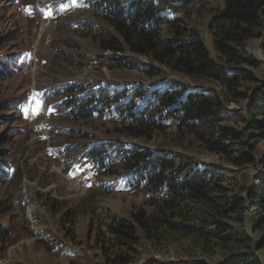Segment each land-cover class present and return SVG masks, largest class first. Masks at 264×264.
<instances>
[{
  "label": "trees",
  "instance_id": "obj_1",
  "mask_svg": "<svg viewBox=\"0 0 264 264\" xmlns=\"http://www.w3.org/2000/svg\"><path fill=\"white\" fill-rule=\"evenodd\" d=\"M205 2L96 0L94 6H100L109 25L100 27L104 32L96 41L103 51L148 57L173 73L222 88L223 97L212 87L191 89L170 79L164 90H151V99L128 113L127 135L164 131V120L153 113L154 105L161 103L169 107L162 118L175 116L178 128H186L179 146L200 143L206 152L236 168L252 166L258 174L228 180L221 167L195 163L186 153L115 142L92 146L82 158L92 159L108 174L116 172L114 165L127 169L131 183L146 191L150 205L130 217L115 215L108 223L110 246L103 248L108 264H130L142 239L160 247L184 242L188 254L202 257L184 264H212L210 260L220 254L224 259L215 264H264V62L249 50L250 42L260 39L264 56V0H219L211 6ZM32 10L38 13L36 7ZM109 59L119 65L126 57ZM9 70V59L0 50V80L11 76ZM107 90L60 84L46 89L45 98H54L56 109L68 108L67 115L89 119L109 101ZM115 94L122 96L120 91ZM231 102L240 107L234 113L228 109ZM21 103L11 99L7 109L19 110ZM5 122L1 119L0 125ZM4 129L0 187L15 173L10 150L16 129ZM10 202L0 197V219L11 211ZM8 232L0 223V246ZM146 264L179 263L152 259Z\"/></svg>",
  "mask_w": 264,
  "mask_h": 264
},
{
  "label": "rangeland",
  "instance_id": "obj_2",
  "mask_svg": "<svg viewBox=\"0 0 264 264\" xmlns=\"http://www.w3.org/2000/svg\"><path fill=\"white\" fill-rule=\"evenodd\" d=\"M94 1H0V50L11 64V76L0 80V120H8L0 125V136L5 126L16 129L10 150L15 173L0 187V197L11 201V211L0 219L10 231L0 246V264H108L103 252L110 246L108 223L115 215L130 217L135 211L149 210L150 205L146 191L131 183L127 169L114 165L116 172L108 174L92 159L82 158L96 144L115 142L156 152L186 153L195 163L221 167L228 180L258 174L252 166L236 168L206 152L200 143L179 146L186 128H178L175 116L162 118L169 107L161 103L154 105L153 113L164 120V131L138 137L126 134L125 128L131 125L128 113L143 107L152 97L151 90H164L170 79L191 89L212 87L221 97L223 92L215 83L191 80L148 57L100 49L96 41L104 32L100 27L109 25ZM203 1L210 6L219 2ZM26 7L38 8L41 15L31 14ZM260 41L252 40L249 50L264 62ZM111 57L126 59L118 65ZM261 75L257 72V77ZM71 83L86 89L107 87L111 97L99 106V114L78 120L66 114L68 108L56 109L54 98L47 100L42 95L48 88ZM117 91L122 93L120 98ZM11 99L26 100V113L30 109L38 112L26 120L20 110L7 109ZM239 108L234 102L228 105L232 113ZM137 250L130 264H146L152 259L184 264L202 258L188 254L184 242L160 247L142 239ZM223 259L220 254L210 261L215 264Z\"/></svg>",
  "mask_w": 264,
  "mask_h": 264
},
{
  "label": "snow or ice",
  "instance_id": "obj_3",
  "mask_svg": "<svg viewBox=\"0 0 264 264\" xmlns=\"http://www.w3.org/2000/svg\"><path fill=\"white\" fill-rule=\"evenodd\" d=\"M37 112H38V109H37Z\"/></svg>",
  "mask_w": 264,
  "mask_h": 264
}]
</instances>
